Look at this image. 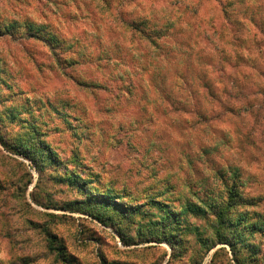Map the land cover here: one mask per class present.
Segmentation results:
<instances>
[{"label": "rangeland", "instance_id": "1", "mask_svg": "<svg viewBox=\"0 0 264 264\" xmlns=\"http://www.w3.org/2000/svg\"><path fill=\"white\" fill-rule=\"evenodd\" d=\"M0 264H264V0H0Z\"/></svg>", "mask_w": 264, "mask_h": 264}, {"label": "trees", "instance_id": "2", "mask_svg": "<svg viewBox=\"0 0 264 264\" xmlns=\"http://www.w3.org/2000/svg\"><path fill=\"white\" fill-rule=\"evenodd\" d=\"M21 147L19 151H21L22 153H24V155H26L27 157H29L30 155H32L31 153H33V147H31L29 145V142H21L20 146ZM41 154L44 155L45 154V151L44 150H41ZM31 157V156H30ZM69 178L71 179V176H69ZM73 181V180H71ZM102 197L104 198H101L100 200H93L95 202V206H98L100 207L98 209V211H102V210H105L107 207H113L114 209L120 207L121 205L119 204L118 201H116L115 196H111L109 194L107 195H101Z\"/></svg>", "mask_w": 264, "mask_h": 264}]
</instances>
